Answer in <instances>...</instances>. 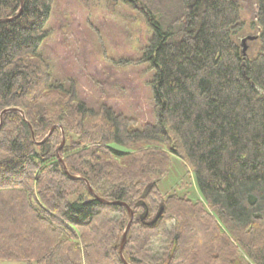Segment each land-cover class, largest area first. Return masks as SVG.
<instances>
[{"label": "trees", "instance_id": "obj_1", "mask_svg": "<svg viewBox=\"0 0 264 264\" xmlns=\"http://www.w3.org/2000/svg\"><path fill=\"white\" fill-rule=\"evenodd\" d=\"M255 1L247 56L238 0H130L151 28L136 63L151 71L155 120L140 125L53 77L40 47L54 0H0V19L22 8L0 23V120L8 108L24 113L0 124V260L125 264L129 212L106 200L134 213L129 264H264V0ZM174 155L202 199L160 191Z\"/></svg>", "mask_w": 264, "mask_h": 264}, {"label": "rangeland", "instance_id": "obj_2", "mask_svg": "<svg viewBox=\"0 0 264 264\" xmlns=\"http://www.w3.org/2000/svg\"><path fill=\"white\" fill-rule=\"evenodd\" d=\"M238 1L245 21V28L236 36L240 44L241 39L258 33L257 28L251 27L257 4L255 0ZM46 30L48 36L40 53L50 64L56 80L75 83L80 99L91 108L111 106L140 125L155 120L149 85L151 71L146 63H136L151 36L140 4L130 0H54ZM246 44L247 56L255 55V39L247 40ZM70 143L68 139L65 147L69 148ZM159 188L165 196L202 199L193 173L175 155L170 173ZM0 264L28 263L0 260Z\"/></svg>", "mask_w": 264, "mask_h": 264}, {"label": "water", "instance_id": "obj_3", "mask_svg": "<svg viewBox=\"0 0 264 264\" xmlns=\"http://www.w3.org/2000/svg\"><path fill=\"white\" fill-rule=\"evenodd\" d=\"M21 1V3H22V6L21 7H23V0H20ZM21 12H22V8L20 9V11H19V13H18V15L17 16H15V17H10V18H2V19H0V23H4V22H9V21H12V20H15L20 14H21ZM253 39H256V37L255 36H248V37H246V38H243V39H241V45H242V52H243V54H245L246 53V51H247V44H246V41L247 40H253ZM12 110H16V111H18V112H20L23 116H24V113H23V111L22 110H20V109H14V108H8V109H5L3 112H2V114H1V120H0V124L2 123V117H3V115L6 113V112H9V111H12ZM57 127H62L61 125H55V126H53L52 127V129L49 131V133L44 137V139L42 140V141H40L39 142V144L40 143H42V142H45L51 135H52V133L54 132V130L57 128ZM63 130V129H62ZM62 133H63V137L65 138V133H64V130L62 131ZM64 143H65V140L63 139V142H62V144L60 145V147H59V151L61 150V148H62V146L64 145ZM65 169H66V167H65ZM72 178H74V179H79L80 177H78V176H72ZM87 185H88V188L90 189V191H91V193H93V190H92V187L90 186V184L87 182ZM103 203H105V204H119V205H124L126 208H127V210H128V212H129V220H128V223H127V226H126V228H125V231H124V234H123V237H122V241H121V245H120V251H119V253H120V257H121V259H122V261L125 263V264H129L126 260H125V258H124V255H123V251H124V246H125V244H126V240H127V235H128V232H129V230H130V228H131V225H132V222H133V220H134V213H133V211H132V209L126 204V203H123V202H111V201H106V200H101Z\"/></svg>", "mask_w": 264, "mask_h": 264}]
</instances>
